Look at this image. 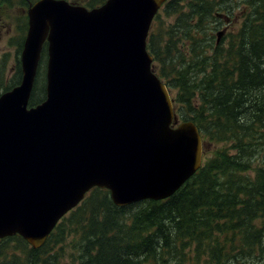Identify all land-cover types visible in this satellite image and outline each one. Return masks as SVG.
<instances>
[{
  "label": "water",
  "instance_id": "water-1",
  "mask_svg": "<svg viewBox=\"0 0 264 264\" xmlns=\"http://www.w3.org/2000/svg\"><path fill=\"white\" fill-rule=\"evenodd\" d=\"M165 1L30 5L22 78L0 95V239L39 248L94 187L118 206L163 200L200 168L199 128L177 125L147 49ZM46 41V98L29 106Z\"/></svg>",
  "mask_w": 264,
  "mask_h": 264
},
{
  "label": "trees",
  "instance_id": "trees-1",
  "mask_svg": "<svg viewBox=\"0 0 264 264\" xmlns=\"http://www.w3.org/2000/svg\"><path fill=\"white\" fill-rule=\"evenodd\" d=\"M234 1L166 0L148 37L176 112L200 129L202 166L163 200L118 206L93 188L26 264H61L54 244L70 234L75 264H264V0H240L237 33L218 36L220 23L237 16ZM165 17L173 20L162 27ZM46 59L31 105L45 98Z\"/></svg>",
  "mask_w": 264,
  "mask_h": 264
},
{
  "label": "rangeland",
  "instance_id": "rangeland-1",
  "mask_svg": "<svg viewBox=\"0 0 264 264\" xmlns=\"http://www.w3.org/2000/svg\"><path fill=\"white\" fill-rule=\"evenodd\" d=\"M255 2V0H252ZM246 2L240 3V0H236L232 2V6L234 7V14L237 16L229 18V20H223L219 25V30H223L224 33L228 34L230 32L237 33L240 22H241V9L245 6ZM28 6L25 5V2L22 0H0V14L3 15L2 19L8 20L11 22V27L8 25V22L5 26H2L0 31V91L2 92L5 88L2 87L5 84L7 85L14 78L15 68L17 62L20 58V50L18 47V42L21 41V33L22 31H18L14 26L15 17L22 15L23 10L21 8ZM173 20V17L164 18L162 27L164 23H168ZM216 33V32H215ZM228 39H225L227 42ZM6 56V57H5ZM9 85V84H8ZM215 146H210L209 155L212 154ZM75 235H69L66 238H59L58 241L54 244V254H58L63 252L64 256L60 260L61 264H75L76 258L74 257L75 253L73 251V247L76 242ZM32 246L23 238L20 237H10L5 239L0 245V264H26V260L28 256H30V249ZM62 249V250H61ZM23 250H26V253H23ZM35 252H33V258L35 257ZM51 253V249L44 250L39 254L43 256H48Z\"/></svg>",
  "mask_w": 264,
  "mask_h": 264
},
{
  "label": "flooded vegetation",
  "instance_id": "flooded-vegetation-1",
  "mask_svg": "<svg viewBox=\"0 0 264 264\" xmlns=\"http://www.w3.org/2000/svg\"><path fill=\"white\" fill-rule=\"evenodd\" d=\"M23 2H25V5L26 6H28V8L30 7V5L32 4V3H35L37 0H22ZM71 5H82V6H85V7H87L88 9H91V7H88V6H86V3L88 2V0H67ZM101 5V4H100ZM96 7V6H95ZM28 8L26 9L25 7H23V8H21L22 10H23V14L22 15H19V16H16L15 17V21H14V26H15V28L18 30V31H22V33H21V41L20 42H18V47L20 48V45H22L23 46V44H24V41H25V38H26V34H27V31H28V28H29V15H28ZM92 8H94V7H92ZM2 17H3V15L2 14H0V31H1V28H2V26H5L6 24H7V22H8V20H4V19H2ZM8 25H10L11 26V22H8ZM12 27V26H11ZM13 28V27H12ZM0 38H1V35H0ZM47 45H48V42L46 41L45 43H44V45H43V55L46 53L45 51H46V49H47ZM45 50V51H44ZM5 59V58H4ZM3 59V60H4ZM3 60H2V62H0V63H3ZM41 61H42V58H41V60H40V63H39V66H38V71H37V76H38V74H39V71H40V66H41ZM19 70H21L20 72H19V76H18V78L16 79V83L15 82H12L11 80H9L10 82L7 84V85H4V86H2V87H4V88H7V87H9V88H7V89H4V91L5 90H9V89H11L12 88V86L11 85H18L19 83H20V81H21V78H22V63H21V60H20V58H19V60H18V62H17V65H16V68H15V73L17 72V71H19ZM37 76H36V79H37ZM1 77V76H0ZM45 77H46V71H45ZM35 84H36V80H35ZM34 88H35V85H34ZM0 89H1V87H0ZM46 89V88H45ZM33 91H34V89H33ZM0 93H1V91H0ZM45 93H46V91H45ZM32 95H33V93H32ZM45 98H46V94H45ZM44 98V99H45ZM31 99H32V96H31ZM31 99H30V101H31ZM43 99V100H44ZM42 100V101H43ZM41 101V102H42ZM40 103V102H39ZM39 103H37V104H39ZM37 104H35V105H37ZM35 105H31L30 104V106H35ZM17 236V235H16Z\"/></svg>",
  "mask_w": 264,
  "mask_h": 264
}]
</instances>
